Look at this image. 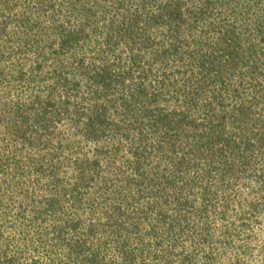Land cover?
<instances>
[{"label": "trees", "instance_id": "trees-1", "mask_svg": "<svg viewBox=\"0 0 264 264\" xmlns=\"http://www.w3.org/2000/svg\"><path fill=\"white\" fill-rule=\"evenodd\" d=\"M12 76L0 264H243L238 231L264 217V0H0Z\"/></svg>", "mask_w": 264, "mask_h": 264}, {"label": "rangeland", "instance_id": "rangeland-1", "mask_svg": "<svg viewBox=\"0 0 264 264\" xmlns=\"http://www.w3.org/2000/svg\"><path fill=\"white\" fill-rule=\"evenodd\" d=\"M12 77H8V80H12L9 84H6L0 81V96L4 95L6 98H14L17 95L22 96L27 90L25 87L17 84L16 77L13 80ZM6 100V99H2ZM86 149V148H85ZM11 197V199H9ZM3 199L7 201L12 200L15 201L14 195H6ZM12 202H6V204H2L0 206V226H5L11 220V213L4 215V210L8 211ZM12 212V211H11ZM249 224V228L246 231H238V240L245 241L248 247L249 256L240 257V262L243 264H264L262 263V259L264 256V252L260 250L261 246L264 242V217L261 215L257 218V222H253V219L245 220ZM235 224L237 221L234 222ZM9 230V229H8ZM252 251V252H251ZM250 252L252 254H250ZM37 259V256L34 257ZM233 260L231 259V254L226 252L224 254L217 253L215 255V259L212 264H233L231 263ZM237 264V263H234Z\"/></svg>", "mask_w": 264, "mask_h": 264}]
</instances>
